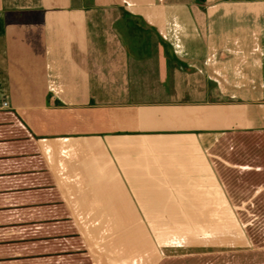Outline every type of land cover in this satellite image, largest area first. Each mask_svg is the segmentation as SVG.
Masks as SVG:
<instances>
[{"label":"crops","instance_id":"0c3cea01","mask_svg":"<svg viewBox=\"0 0 264 264\" xmlns=\"http://www.w3.org/2000/svg\"><path fill=\"white\" fill-rule=\"evenodd\" d=\"M249 131L264 0H0V264H119L108 224L133 245L137 226L264 223L261 168L237 169ZM152 227L150 264L261 255L243 225L237 244L176 252L215 234Z\"/></svg>","mask_w":264,"mask_h":264},{"label":"rangeland","instance_id":"374dc122","mask_svg":"<svg viewBox=\"0 0 264 264\" xmlns=\"http://www.w3.org/2000/svg\"><path fill=\"white\" fill-rule=\"evenodd\" d=\"M235 137H240L243 141V145L246 151L245 155L241 156V162L237 169L239 171H244L243 173L253 174L255 171L253 169L254 165H259L261 171L258 172L259 181L264 184V132H241L235 135ZM241 150V146L239 144L234 145V149L232 150L234 153H239ZM256 155V157H254ZM247 163V166H243L242 164ZM253 181L254 178H253ZM264 186V185H263ZM131 224H108L107 229L105 230H116L118 228V259L121 263L119 264H150L152 263L156 257H158V244L155 237H158V233H154L153 225L158 228L162 227L164 230H161L162 235L165 234L166 241H170L175 243V241L182 238V236H204L208 234H215L213 237H210L209 240H206L201 243L194 242L192 244H172L174 247H171L170 251H184L186 250H203L207 249H215L219 247H227L228 245L237 244L239 235H240V225L246 229L247 233L251 234L254 238L255 234L258 235L252 242L260 243V254L259 257H255L254 255L241 256L238 251H224V252H206L204 254H194V255H181V254H171L175 259H169L167 264H264V223H193V224H184V223H168V224H149V228L151 236L146 235L143 229L139 226L135 228L134 234V244H128V238L132 237V229L128 230V227ZM118 226V227H117ZM243 228V229H244ZM225 235V236H221ZM113 240L116 235H112ZM127 237V238H126ZM143 243L145 244V248L143 247ZM130 253L129 259L121 255V253L126 252ZM169 251V250H167ZM176 256V257H175ZM145 257V258H143ZM182 258V259H181ZM145 259V260H144ZM259 260L258 262L256 260ZM257 262V263H255Z\"/></svg>","mask_w":264,"mask_h":264},{"label":"built area","instance_id":"2783aa9c","mask_svg":"<svg viewBox=\"0 0 264 264\" xmlns=\"http://www.w3.org/2000/svg\"><path fill=\"white\" fill-rule=\"evenodd\" d=\"M3 104H6V100H3Z\"/></svg>","mask_w":264,"mask_h":264}]
</instances>
